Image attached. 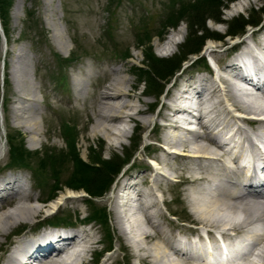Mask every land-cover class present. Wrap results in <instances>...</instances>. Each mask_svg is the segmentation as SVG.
<instances>
[{
    "label": "rangeland",
    "instance_id": "1",
    "mask_svg": "<svg viewBox=\"0 0 264 264\" xmlns=\"http://www.w3.org/2000/svg\"><path fill=\"white\" fill-rule=\"evenodd\" d=\"M15 1L13 0L7 14L6 34L2 29L3 36H0V174L7 173L3 171L4 167L9 163L12 164L10 166L13 168L10 171L18 170L24 173L33 186V194L43 198L38 202L43 207L41 213L30 221L26 228L32 225L36 229L38 227L36 222L39 220L42 224L54 220L63 221L65 224L79 223L90 226L92 232H95L94 238H99L100 241L87 253L86 264H149L131 255L132 249L127 246L123 235L119 233L110 217L111 203L106 197L113 192L114 181L119 179V173L128 162L135 160L137 163V159H142L140 166L144 164L143 160L152 166L151 161L155 164L160 162L151 157L153 153L163 151L161 147L166 145L154 143L152 139L157 137V132L152 128L153 123L145 125L143 121L149 118L154 120L153 117L155 118L156 112L161 109V103L165 100V91L176 79L179 68L192 62V70L199 71L202 75H211L212 70L208 66L207 59H214L210 65L218 75V62L221 63L231 55V53L225 54L226 49L233 44L232 42L241 39L255 27L250 26L252 28L248 27L249 30H246L244 35L233 38L234 36L228 31L232 18L253 14L261 15L260 21L264 22V0L251 1L245 9L237 13L228 12V9L238 0L229 2L228 0H21L19 18L13 25ZM221 3L226 5L222 6ZM218 12L222 22L213 19L212 15ZM202 15L206 18L204 25L208 31H214L223 37L221 40L206 38L201 49L191 54L185 46L187 39L191 41L193 38L189 35L187 24L194 19L192 17L195 16L196 20H199ZM180 18L182 20L176 25L168 26ZM178 27H182L183 35L178 36L179 43H176L173 49H169L166 41L169 36L176 35ZM253 32H255L254 37L263 36L255 31V28ZM197 34L200 35V32ZM208 40L216 45L212 52L205 49ZM161 44L168 49L161 47ZM18 51L23 53L18 65L29 67L28 71L26 68L20 71L22 73H18L19 79L26 78L33 86L36 85L33 94L38 99L35 104L40 112L35 117L39 119V131L35 135L38 137L37 141L33 140L31 133L25 131L21 123H18L19 120L11 113V109L21 104L18 102L23 101V99L18 100L12 92L14 83L13 75L10 73L17 64L14 55ZM150 54L174 58L176 61L186 55V61L181 62L179 70L169 78L168 82L154 85L148 80L142 65L144 57ZM115 67L120 69L117 73H112V68ZM88 69L92 75L87 80L85 72ZM117 76H125L132 82L136 81L137 86L133 88L136 93L145 91L139 95L141 101L139 106L145 110L142 114L135 115L132 120L114 122L115 125L124 126L129 131L127 136L111 139L94 134V111L98 93ZM81 78L85 83V89L79 94L76 86L80 84L76 85V82L78 80L81 82ZM18 93L21 96L23 94L21 90ZM132 99L133 102L138 103L135 101L136 97ZM153 101L155 103L151 104L150 102ZM87 119H89L88 123L83 124ZM186 122L188 121L184 120L182 123ZM76 124L77 128L74 129ZM167 147L163 148L167 149ZM115 155L118 158H115ZM129 155L132 157L129 158ZM110 158L111 161L114 160L119 164L124 161L126 163L102 195L91 197L82 188L74 189L91 177L92 171L86 165L89 160L109 159L110 161ZM153 167L158 172H166L168 177L170 175L173 178L181 171L180 167L175 165H173L174 170L166 169L162 164ZM156 181L165 190V197L168 199L167 204L162 201L158 204L162 215L157 218L164 228L172 234V238L196 233L195 226L194 228L192 224L180 222L177 217L170 215L175 213L183 221L190 219V212L181 202V197L177 195L178 187L169 186L176 184L177 181L169 178ZM102 189L100 184L95 190L99 192ZM68 190L82 193L80 200L74 203L64 202L66 209L63 213L60 211L54 215L51 212L55 208L49 209V204L58 197H63ZM154 191L157 195V191L155 189ZM7 208L11 209L12 206L6 205ZM49 215L54 217L49 219ZM162 216H165V219ZM17 225L16 222L14 227L2 236L0 256L4 254L7 242L13 241L14 237L11 233L13 230H19ZM181 239L189 242V239L185 240L183 237ZM170 253L174 258L186 259L179 253L178 255ZM103 256L107 257L104 262L100 261ZM253 260L261 262L264 259L256 256Z\"/></svg>",
    "mask_w": 264,
    "mask_h": 264
},
{
    "label": "bare ground",
    "instance_id": "2",
    "mask_svg": "<svg viewBox=\"0 0 264 264\" xmlns=\"http://www.w3.org/2000/svg\"><path fill=\"white\" fill-rule=\"evenodd\" d=\"M251 1L254 0H238L230 6L228 12H240ZM21 3V0L15 1L13 25L19 18ZM256 30L263 36L254 37V29L250 30L226 49L225 54L231 53V55L221 63L218 62L217 76L212 69L211 75H202L199 71L192 70V62L182 65L180 70L178 69L176 79L166 89L165 100L161 103V109L156 112L155 118L153 117L154 120L149 118L143 121L145 125L153 123L152 128L157 132V137L152 139L154 143L166 145L163 147L168 146L167 150L161 147L163 151L153 153L151 158L160 161L158 164L151 161L153 166L159 167V164H162L164 168L174 170L173 165H175L179 166L181 171L173 178L170 175L168 177L166 172H158L145 160L142 166H140L142 159H137V163L135 160L130 161L122 168L119 179L114 182L113 192L106 197L111 203L110 217L119 233L123 235L127 246L132 249L131 255L137 256L146 263L206 264L203 259L197 262L191 257L181 259L171 256L170 252L178 255L181 250L189 255L203 257L205 252L202 250L205 243L172 238V234L158 220L157 216L162 215L159 201L163 200V203L167 204L168 200L165 197V190L156 181L161 178L177 181L176 184L169 186L178 187L177 195L181 197V202L190 212L189 218L198 224L194 230L197 234L202 227L221 230L228 238L230 231H236L238 233L234 235L237 237L228 242L232 251L242 252L240 241L249 240L252 244L251 251L258 249L255 255L264 259V201L261 199L264 198V185L241 183L240 180L248 177L243 168L237 165L239 158L241 160L242 156L247 157L251 162L249 169L255 175L254 164L264 163V119H245L236 117L232 113L235 108H241L249 113L264 116V91L255 89L253 93L257 94H248L245 88L251 89L248 86L250 84L243 86L240 82L242 79L252 80L264 89V22L259 27H255ZM180 35H183L182 27H178L176 35L168 37L166 43L169 49H173L175 44L179 43ZM215 46L211 40H208L205 49L212 52ZM19 52L14 55L17 64L10 73L13 75L14 83L12 92L18 100L23 99V101L18 102L21 104L14 106L11 113L19 120L18 123H21L24 130L31 133L33 140L37 141L38 137L35 135L39 131V119L35 117L40 112L35 104L38 99L33 94L36 85L33 86L26 78L19 79L18 73H22L21 70L24 71L26 68L27 71L29 70L26 65L21 67L18 65L23 54ZM119 69L120 67L112 68V73H117ZM246 70H251L249 77L244 73ZM85 75L87 80L91 77L89 69ZM77 84H80L76 88L79 94H82L85 89L83 79L81 82L78 80ZM136 86V81L132 82L125 76H117L98 93L94 111V134L111 139L127 136L129 130L124 126L115 125L114 122L132 120L135 115L144 112L145 109L139 106L141 103L139 95L145 91L136 93L133 90ZM19 90L22 91V96L19 95ZM134 97L138 103L133 102ZM183 100L197 101L196 104L180 103ZM173 113L175 115L172 117ZM193 113H197L195 117L198 125L178 124L180 119H183L180 114H187L186 116L191 118ZM88 121L89 119L83 124H87ZM75 128L77 124L74 125ZM187 128L198 130L190 133ZM230 131L232 132L228 134ZM74 137L76 139V135ZM228 143L236 148L233 155L226 148ZM81 195L79 191L68 190L63 197H58L49 204L48 208H53L62 201L77 202ZM133 197L135 204H131ZM41 199L43 198L39 195L33 194V186L26 175L12 171L0 174V244L3 241L2 236L6 235L17 222L16 227L20 228L21 240L15 241V246L12 248L17 249L19 246L18 249L23 248L24 263L34 258L38 259L39 264H86L87 253L100 241L99 238H94L95 232H92V227L85 226L70 233L62 231L59 234H52L49 230L36 233L32 225L26 228V225L41 213L43 207L38 203ZM6 205L12 208L6 209ZM162 218L165 219V216ZM50 246L53 248L51 249ZM57 246L63 248L54 250ZM206 250L208 252V247ZM13 251L1 255L0 264H17L12 257ZM106 259L107 257L103 256L100 261L104 262ZM226 262L228 264V261ZM239 264H264V260L258 262L245 257Z\"/></svg>",
    "mask_w": 264,
    "mask_h": 264
},
{
    "label": "trees",
    "instance_id": "3",
    "mask_svg": "<svg viewBox=\"0 0 264 264\" xmlns=\"http://www.w3.org/2000/svg\"><path fill=\"white\" fill-rule=\"evenodd\" d=\"M233 1V0H228ZM13 0H0V23L1 27L4 30V33L6 34V27L8 23V11L10 9V5H12ZM220 5H226L224 3H221ZM212 15V14H211ZM213 19L216 21H220V12L217 14L212 15ZM210 17V16H209ZM208 17V18H209ZM194 19H191L187 26L190 30L189 35L193 36L191 39H187V43L185 44L186 47L190 50L189 53H197L200 49L202 44L204 43V40L206 38H215V39H222L223 35H220L214 31H208V29L205 27V16H201L199 20H196V17H192ZM262 16L261 15H249L247 17L244 16H236L232 18V21L229 23L230 27L228 29L229 33L231 35H237L246 30L247 25H258L261 21ZM182 20V18L178 19L175 22H171L168 26L176 25L177 22ZM228 22V21H227ZM197 32H200V35L197 34ZM144 61L142 62V65L144 66V70L147 74L148 80L152 81L154 85H158L161 82L166 83L168 82L169 78L178 70L180 67L181 62L186 60V55L177 61L174 58H165V57H158L154 54H150V56L144 57ZM151 78V79H150ZM143 82L146 83L145 80ZM162 86V84H161ZM115 158L116 155L114 156ZM132 157V155H129V158ZM129 158L127 160H129ZM114 159V158H112ZM90 162V163H89ZM88 163H86L87 167L90 168L92 171V175L85 183H83L80 186L74 187V189H80L82 188L88 195L91 197H97L102 195L103 191L108 189L109 185L114 181L116 175L119 173L120 169L122 168L124 163L119 164V162H116L114 160L110 161L108 160H89ZM116 162V165L114 167V163ZM14 164V163H13ZM100 184H102L103 189L99 192H96V187H99Z\"/></svg>",
    "mask_w": 264,
    "mask_h": 264
},
{
    "label": "water",
    "instance_id": "4",
    "mask_svg": "<svg viewBox=\"0 0 264 264\" xmlns=\"http://www.w3.org/2000/svg\"><path fill=\"white\" fill-rule=\"evenodd\" d=\"M261 23H262V22H261ZM261 23H260V24H261ZM260 24H259V25H260ZM259 25H257V26H259ZM249 26H253V25H247L246 30H247V28H248ZM257 26H255V27H257ZM246 30H245L244 32L240 33V35H241V34L243 35V34L246 32ZM0 32H1V28H0Z\"/></svg>",
    "mask_w": 264,
    "mask_h": 264
}]
</instances>
